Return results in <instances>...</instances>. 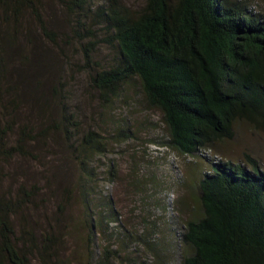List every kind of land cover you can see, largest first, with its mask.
I'll return each mask as SVG.
<instances>
[{
    "label": "trees",
    "instance_id": "trees-1",
    "mask_svg": "<svg viewBox=\"0 0 264 264\" xmlns=\"http://www.w3.org/2000/svg\"><path fill=\"white\" fill-rule=\"evenodd\" d=\"M59 1L72 14L79 40L85 41L81 45L89 82L99 99L116 109L115 100L125 102L135 83L138 103L159 113L161 122L154 126L165 132L150 136V141L191 158L188 162L195 172L190 169L189 176L198 175L197 191L193 196L187 179L176 184L167 180L172 171L182 170L183 163L159 174V160L145 155L143 160L152 162V168L137 173L146 178L142 189L150 205L144 208L151 218L142 222L144 234L128 230L111 196L94 190L93 162L98 164L97 156L106 155L107 140L77 119L66 96H61L63 77L46 88L38 80L30 81L37 70L29 66L31 59L23 48L15 51L26 14L58 44L59 31L42 17L45 0H0V264H36L34 257L37 264H65L58 255L60 239L38 233L28 220L26 210L34 204L35 186H20L16 198L1 189L5 164L16 155L31 156L28 143L43 138L49 128L63 133L79 167L77 201L83 207L87 264H113L115 258L146 264L137 261V241L158 264H170L175 255L177 264H264V166L250 151H244L241 160L227 157L239 125L264 129V4L260 3L264 0H143L137 10L121 0ZM101 33L103 38L98 39ZM99 41L111 48V57L93 67L90 58ZM20 56L21 67L15 66L14 57ZM18 79L29 87L21 94ZM25 95L34 112L46 119L52 100L58 98L57 124L33 136L34 128L14 121L19 96ZM136 105L132 101L129 106ZM118 124L115 138L137 137L127 119ZM113 171L109 169L106 176L111 183L117 177ZM172 191L180 192L175 208L167 201ZM150 206L160 213L151 214ZM22 210L23 224L17 231L13 215ZM172 210L183 216L180 227ZM161 247L166 248V258L159 256Z\"/></svg>",
    "mask_w": 264,
    "mask_h": 264
},
{
    "label": "rangeland",
    "instance_id": "rangeland-1",
    "mask_svg": "<svg viewBox=\"0 0 264 264\" xmlns=\"http://www.w3.org/2000/svg\"><path fill=\"white\" fill-rule=\"evenodd\" d=\"M121 1L133 10L139 9L144 3L143 0ZM260 3L264 4L263 2ZM42 12L45 24L59 31V33L57 32L58 44H54L46 38L38 22L32 15L26 14L23 18L22 31L19 34V47H16L15 51L23 48L26 56L31 59V63H28L29 66L32 69L35 67L37 70L36 76L31 77L30 81L38 80L44 86L46 85V88L49 87L50 83H56L59 76L63 77L65 87L61 96H66L71 110L77 114V119L81 123L83 121V126L87 129L91 126L103 134L107 140L108 151L106 155L97 156L98 164L93 162V168L97 174V179L93 183L95 185L94 190H103L105 194H109L116 203V209L124 221L122 222L124 226L140 236L144 234L142 222H145V217H149L144 206L150 205V198L146 197V192L142 189V186H146V184H142V181L146 179L142 173L149 172L152 168L150 165L152 162L146 164L143 157L147 156L154 161L159 160V174L162 171H168L170 166L176 165V162L180 165L183 163L181 165L182 170L177 168V172L172 171L170 175H167V180L176 184V180L180 178L184 181L187 179L189 189L190 191L193 190L192 194L195 196L198 175L194 178L189 176L190 169L193 168L188 162L191 161V158H184L178 153L176 156L173 150L150 141V136L165 132L161 130V126L160 128L154 126V123L161 122L159 113L151 109L147 110L138 103L140 93L135 83L134 86L128 88L127 102H123L119 97L115 100L116 109L111 110L110 106L99 99L89 82L88 68L81 45L85 41H80L76 35L79 33L75 30L72 14L59 0H45ZM97 26L95 27L97 28ZM101 38H103V34L98 39ZM110 57L111 48L106 42L99 41L90 61L93 60L94 67L101 63L105 64ZM22 59L23 56L14 57L13 64L20 66ZM16 82L18 83V94L29 88L27 87L28 84L21 83L20 79ZM28 93L30 94V92ZM26 96L24 98L19 96L18 108L15 109L13 115L14 121H19L20 124L26 123L34 128L35 130L31 134L46 128L48 125L57 124V119L60 117L58 98L52 100L50 110L46 112L48 117L46 119L45 116L34 112L32 100L29 95ZM132 101H137V105L131 108L129 105ZM52 119L54 120L52 121ZM120 119H127L134 126L135 131L137 130V137L129 141H121L117 137L115 138ZM144 120H148L150 123L144 124ZM236 132L237 137L233 141L234 143L227 146L231 151V156H226L241 160L244 151H250L259 159L261 166H264V129L259 130L251 127L250 124L242 123L237 127ZM28 148H30L31 156L16 155L5 164L4 173L6 176L1 182V189L9 196L16 198L20 186L27 189L35 186L33 193L35 190L37 193H34L32 199L34 204L30 203L26 210L30 224L37 229L38 233L45 232L52 235L53 239H60L57 248L58 255L65 264H87L90 255L85 244V232L82 230L83 207L77 201L79 167L66 148L63 133L49 128L40 140H30ZM162 160L167 162L160 163ZM199 161L197 159V162ZM109 169L114 170L113 172L117 176L113 183L106 179ZM138 169L142 173H137ZM193 171L195 172L194 168ZM130 182L135 183L130 185ZM182 189L184 191L185 188ZM95 191L93 192L94 196H96ZM172 192L167 201L170 207L173 205L175 208V200L180 192ZM191 204H193L192 201ZM151 208V214L160 213L159 209ZM169 210L171 209L169 208ZM22 212L23 210L13 215V225L17 231L22 228ZM172 213L176 215L175 219L179 224L178 220L181 222L182 214L175 213L173 210ZM162 234V236L166 235ZM117 245L120 246V244ZM135 247L137 248L136 254L130 253L131 257L135 254L137 261H144L146 264H158L153 253L146 255L143 244L137 241ZM132 249L130 248V250ZM161 251L160 257L169 256H165V247H161ZM178 258L175 255L174 260H170V264L173 262L177 264ZM33 259L34 263L37 264L36 257ZM112 262L113 264H126V260L122 261L118 258L113 259Z\"/></svg>",
    "mask_w": 264,
    "mask_h": 264
}]
</instances>
